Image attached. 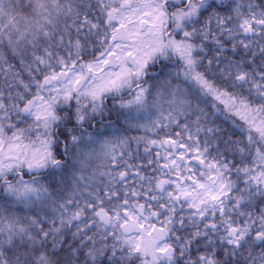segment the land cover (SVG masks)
<instances>
[{"label":"snow or ice","instance_id":"1","mask_svg":"<svg viewBox=\"0 0 264 264\" xmlns=\"http://www.w3.org/2000/svg\"><path fill=\"white\" fill-rule=\"evenodd\" d=\"M0 264H264V0H0Z\"/></svg>","mask_w":264,"mask_h":264}]
</instances>
